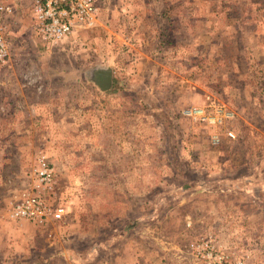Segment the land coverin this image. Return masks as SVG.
<instances>
[{
    "label": "rangeland",
    "instance_id": "rangeland-1",
    "mask_svg": "<svg viewBox=\"0 0 264 264\" xmlns=\"http://www.w3.org/2000/svg\"><path fill=\"white\" fill-rule=\"evenodd\" d=\"M30 1L0 0L1 207L28 191L65 215L21 226L26 264H205L200 243L264 264V191L244 183L264 178V0H95L54 45Z\"/></svg>",
    "mask_w": 264,
    "mask_h": 264
},
{
    "label": "built area",
    "instance_id": "built-area-1",
    "mask_svg": "<svg viewBox=\"0 0 264 264\" xmlns=\"http://www.w3.org/2000/svg\"><path fill=\"white\" fill-rule=\"evenodd\" d=\"M11 8L0 3V63L9 57L8 45L4 36L3 19ZM98 8L95 0H32L33 23L41 39L50 45L57 44L69 37L78 28H90L96 21ZM231 113L224 112L228 118ZM222 118H217L218 122ZM228 136L234 137L232 132ZM38 187L50 190L54 173L45 158L38 157L35 168ZM65 208L61 204L51 205L36 193L23 191L17 200L11 203L9 216L16 220H28L37 226L46 228L52 223L63 220ZM215 247L209 243H200L196 247V256L205 259V264H222L223 256L215 253ZM116 264V263H103Z\"/></svg>",
    "mask_w": 264,
    "mask_h": 264
},
{
    "label": "crops",
    "instance_id": "crops-1",
    "mask_svg": "<svg viewBox=\"0 0 264 264\" xmlns=\"http://www.w3.org/2000/svg\"><path fill=\"white\" fill-rule=\"evenodd\" d=\"M30 2H31L30 11H31V16H32V0ZM10 115H11V112H8L7 117ZM0 154H1V151H0ZM247 180L244 179V183L246 182L249 185H255L258 187V189H260L261 192L264 191V178L260 177V175L256 176L254 179H249L248 181ZM2 201H3V198L0 195V216H1L0 227L2 228L5 227V234L4 236H2L3 238L2 240H5L4 249L2 251L4 258L0 260L1 261L0 264H26V260H25V254H26L25 252H26V244H27L26 241L29 242L30 237L22 233L21 226L28 227V225L30 226V224L33 226H35V224L32 222H29L28 220L16 221L12 219L9 216V210L11 208L12 201L9 200V198H5V208H2L3 206L1 207ZM36 228L38 229L37 226ZM45 230L42 232H45ZM31 231H33L34 233V230H31ZM49 232L50 231H48L47 234L49 237H51ZM20 239H22L21 240L22 242H20L21 244H19Z\"/></svg>",
    "mask_w": 264,
    "mask_h": 264
},
{
    "label": "water",
    "instance_id": "water-1",
    "mask_svg": "<svg viewBox=\"0 0 264 264\" xmlns=\"http://www.w3.org/2000/svg\"><path fill=\"white\" fill-rule=\"evenodd\" d=\"M111 74L110 72H105L103 77V81L100 82V85H101V89L105 90L107 88L110 87L111 85V78H110Z\"/></svg>",
    "mask_w": 264,
    "mask_h": 264
},
{
    "label": "flooded vegetation",
    "instance_id": "flooded-vegetation-1",
    "mask_svg": "<svg viewBox=\"0 0 264 264\" xmlns=\"http://www.w3.org/2000/svg\"><path fill=\"white\" fill-rule=\"evenodd\" d=\"M104 73H105V72H100V73H98V81H99V82L103 81V79H104V77H103Z\"/></svg>",
    "mask_w": 264,
    "mask_h": 264
},
{
    "label": "trees",
    "instance_id": "trees-1",
    "mask_svg": "<svg viewBox=\"0 0 264 264\" xmlns=\"http://www.w3.org/2000/svg\"><path fill=\"white\" fill-rule=\"evenodd\" d=\"M71 256V255H70Z\"/></svg>",
    "mask_w": 264,
    "mask_h": 264
}]
</instances>
